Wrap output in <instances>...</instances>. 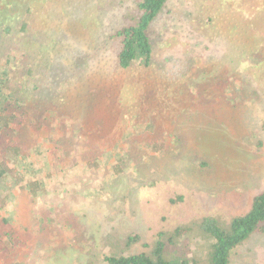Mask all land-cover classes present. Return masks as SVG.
Here are the masks:
<instances>
[{
    "label": "rangeland",
    "instance_id": "1",
    "mask_svg": "<svg viewBox=\"0 0 264 264\" xmlns=\"http://www.w3.org/2000/svg\"><path fill=\"white\" fill-rule=\"evenodd\" d=\"M27 1L32 37L12 62L25 53L35 78L46 77L54 52L50 34L57 30L64 34L61 45L92 54L81 74V89L55 100L52 108L80 112L68 121L80 132L74 135L57 114L43 128L27 127L7 141L20 146L22 155L40 147L54 163L60 157L64 163L56 166L58 174L43 176L45 194L39 190L38 197L20 195L11 201L15 219L28 226L26 237L35 231L38 203L44 202L53 220L54 243L47 250L33 248L28 262L104 264L103 255L119 252L129 235L139 236L129 251L138 252L160 231L208 216L228 223L249 209L264 189V61L257 64L246 51H260L264 59V0H167L152 26L150 67L128 70L115 69L89 46L97 32L109 33L114 22L134 24V0H90L78 19L81 0ZM19 4L17 0L18 13ZM1 14L7 20L0 28L9 31L17 15L2 2ZM116 50L117 43L108 42L103 53ZM89 88L85 104L79 105L75 95ZM10 90L28 96L15 83ZM49 107L35 106L43 118ZM88 136L95 143L92 154ZM60 145L63 152L56 151ZM6 157L13 158L12 152ZM106 157L109 161L102 162ZM94 159L99 165L90 168ZM209 242L207 237H185L178 255L199 252ZM230 255L229 264H264V232L252 234Z\"/></svg>",
    "mask_w": 264,
    "mask_h": 264
},
{
    "label": "trees",
    "instance_id": "2",
    "mask_svg": "<svg viewBox=\"0 0 264 264\" xmlns=\"http://www.w3.org/2000/svg\"><path fill=\"white\" fill-rule=\"evenodd\" d=\"M89 1H80L75 12V19H78L79 14L85 11L86 2ZM1 2L6 6V9H10L11 14L15 13L17 18L14 19L15 26H10L9 31L4 30V27L0 28V47L3 49V54H0V264H38L35 260L27 261L29 252L39 245L46 247L47 250L54 243L55 234L50 231L53 220L48 217V212L44 211V202L38 203L37 211L33 212L37 220L35 231L26 237L28 226L15 219L16 204L13 206L11 201L20 195L28 198L29 196L38 197L37 192L39 190L42 192L41 188L45 185V183H41L42 187H40V181L44 182L43 176L47 178L58 174L56 166L59 164L61 168L64 163L61 157L57 159V164L54 163L52 156L40 147H34L29 154L22 155L20 146L10 145L7 141L13 136L23 133L27 127L37 129L33 126L40 125L43 128L44 122L51 118L57 120V114L62 120H66L65 123H68L69 118L76 117L77 119L80 112L61 110L60 106L55 110L52 108L55 106V100L63 101L65 98L71 97L72 90L81 89V74L86 73L88 60L92 54H87L85 50H77L75 46L71 48L69 44L61 45L60 41L64 40V34L58 30L55 31L57 33L52 31L53 35H50L52 38L54 37L55 41L53 40L54 42L52 41V45L49 47L54 52L53 59L47 69L48 73L42 79L35 78L32 68L24 60L27 57L25 53H20L21 56L17 57V62H12L14 58L12 55L18 54L21 51L20 46L26 42L25 39L32 37L31 5L27 0H20L18 13L17 0H2ZM166 3L167 0H134L137 12L134 24L125 26L115 22V24H110L108 26L109 33L107 31L106 34L97 32L94 35L93 44L89 46V49L93 52L96 51V56H100L99 58L107 57L117 70H128L135 65L144 69L150 67L154 54V41L150 36L152 26ZM100 14L101 11H97L95 14L97 22H99ZM73 17L69 19L68 23L73 20ZM3 20H7V18L1 14L0 26L4 25ZM84 41L81 40L79 44L84 46ZM108 42H116L117 50L104 54L103 48L108 45ZM38 47H41V43ZM80 53H83L81 55L85 59L83 63L80 62L82 58ZM246 53L248 57H254L256 60L252 61H256L257 64L264 61L260 51L248 50ZM11 83L20 86L23 89V94H26L25 91H27L28 96H18L12 92L10 90ZM88 93L90 94V88L75 95L79 105L85 104ZM41 103L50 105L48 109L45 108V111L49 113L45 118L35 108V106L39 107ZM68 125L70 129L74 128L71 127V124L68 123ZM78 131L80 132V129L74 128V135ZM90 140L88 136L85 142L87 151L92 154L95 150V143L93 144ZM69 147L73 150L74 144L70 143ZM56 151L63 152L62 145ZM7 152H12L13 158H7ZM109 159L106 157L101 161L105 162L106 160L107 162ZM91 163H94L96 167L99 165L96 159L89 162L88 166ZM14 191H19V194L15 195L17 192ZM87 194L88 192L83 193L82 196L87 197L89 195ZM71 219L69 218L65 223H70ZM260 229L264 232V189L253 198L249 209L244 214L233 217L228 223L208 216L194 221L188 226L176 227L170 232L160 231L150 245L142 244L143 250L138 252L129 251L140 242L139 236L129 235L121 243L119 252L103 255V263L229 264L232 250ZM185 237H189L191 240H201L207 237L210 242L203 250L191 252V255L183 257L178 255V247L182 246Z\"/></svg>",
    "mask_w": 264,
    "mask_h": 264
}]
</instances>
